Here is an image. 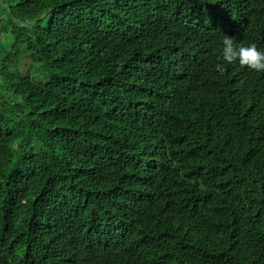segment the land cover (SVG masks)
<instances>
[{
  "label": "trees",
  "instance_id": "trees-1",
  "mask_svg": "<svg viewBox=\"0 0 264 264\" xmlns=\"http://www.w3.org/2000/svg\"><path fill=\"white\" fill-rule=\"evenodd\" d=\"M225 35L264 51V0H0V264H264V72Z\"/></svg>",
  "mask_w": 264,
  "mask_h": 264
},
{
  "label": "clouds",
  "instance_id": "clouds-1",
  "mask_svg": "<svg viewBox=\"0 0 264 264\" xmlns=\"http://www.w3.org/2000/svg\"><path fill=\"white\" fill-rule=\"evenodd\" d=\"M222 60L228 64L238 61L241 67H246L256 72H264V51L257 48L256 44L249 46H240L238 49L234 46V40L231 36L223 37ZM216 70L223 74L225 71L222 64H216Z\"/></svg>",
  "mask_w": 264,
  "mask_h": 264
}]
</instances>
